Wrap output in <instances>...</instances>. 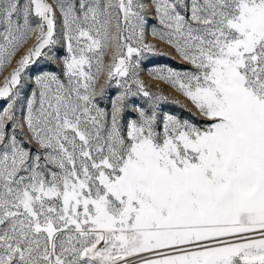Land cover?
<instances>
[{"label":"snow or ice","instance_id":"snow-or-ice-1","mask_svg":"<svg viewBox=\"0 0 264 264\" xmlns=\"http://www.w3.org/2000/svg\"><path fill=\"white\" fill-rule=\"evenodd\" d=\"M150 11L194 70L149 75L206 124L123 121L129 77L162 98L138 79ZM0 76V264H264V0H0Z\"/></svg>","mask_w":264,"mask_h":264},{"label":"rangeland","instance_id":"rangeland-1","mask_svg":"<svg viewBox=\"0 0 264 264\" xmlns=\"http://www.w3.org/2000/svg\"><path fill=\"white\" fill-rule=\"evenodd\" d=\"M50 2V0H49ZM58 18H59V14ZM155 27L158 30H163L162 26L159 25L155 16L151 14V11L148 14V25L145 28L144 42L146 44L154 46L153 52L144 51L142 56L139 57V70H138V79L144 84L146 91L153 94V97H162L161 99H150L142 94L140 89L132 83L131 77L128 78L129 85L131 90L136 93V95L129 96L127 100V107L124 112L123 121L127 122L130 119L137 118L138 112L137 109L143 108L146 112L151 113L155 109L157 113L158 120H162L166 114H171L177 116L181 119H188L197 124H206L207 122L203 120L202 117L198 115L196 109L193 107L190 101H188L183 95L177 92L171 85L154 79L149 75V72L152 69H168L171 68L175 71H186L194 70L192 66L187 62L183 61L175 50L166 42L159 40L151 34V28ZM59 31V29H58ZM35 43V37L28 42V44L21 50L17 57L13 60V63L8 67L4 76L8 75L12 69L16 66V61L22 56L27 48L31 47ZM135 47L136 45L133 44ZM54 52L63 56L65 50L63 47V41L55 46ZM112 51L110 50L108 55L105 57L104 65L105 69L110 62V57ZM135 58V57H134ZM60 67L58 62H49L45 61L43 58L38 62L35 67L29 69V72L33 75L38 72L40 69L45 70H58ZM107 79L106 72L101 75L99 83L97 84V91L99 92L100 87L105 83ZM3 84V76H0V86ZM34 80H29L25 83V86L21 89L20 99L18 101V106L16 109L17 119L20 120L24 115H26V103L27 100L31 97V92L34 90ZM122 89L118 88L113 82L111 87L107 88L104 96H98L97 100L99 106L104 108L107 111H111V102L116 98L119 92ZM6 101L0 100V109L4 108ZM6 131L9 135L12 134V125L6 120ZM15 134L19 139L25 141L26 147H31L35 149L34 144L27 143V134L24 128L15 129Z\"/></svg>","mask_w":264,"mask_h":264}]
</instances>
